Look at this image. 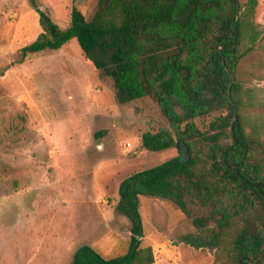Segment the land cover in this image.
Returning <instances> with one entry per match:
<instances>
[{
    "label": "trees",
    "instance_id": "16d2710c",
    "mask_svg": "<svg viewBox=\"0 0 264 264\" xmlns=\"http://www.w3.org/2000/svg\"><path fill=\"white\" fill-rule=\"evenodd\" d=\"M259 0H99L88 19L77 7L62 29L35 4L43 32L20 49L59 50L75 39L118 103L153 99L168 128L144 133L150 152L179 156L121 182L118 210L131 223L124 255L103 257L88 245L72 264H153L142 247L141 196L169 201L195 232L180 242L214 250L213 264H264V95L238 69L263 29ZM1 75V74H0ZM210 119L205 128L198 120ZM190 160L181 163L180 144ZM206 211L192 216L188 203Z\"/></svg>",
    "mask_w": 264,
    "mask_h": 264
},
{
    "label": "rangeland",
    "instance_id": "374dc122",
    "mask_svg": "<svg viewBox=\"0 0 264 264\" xmlns=\"http://www.w3.org/2000/svg\"><path fill=\"white\" fill-rule=\"evenodd\" d=\"M263 2L255 15L263 37L238 77L264 95ZM33 4L65 29L74 6L90 19L99 0H0V264H72L82 245L124 255L131 223L118 210L121 182L179 152L142 147L144 133L168 128L156 102L118 103L75 39L18 63L43 32ZM138 212L154 264L214 263V250L180 242L195 227L172 203L141 196Z\"/></svg>",
    "mask_w": 264,
    "mask_h": 264
},
{
    "label": "water",
    "instance_id": "95a60500",
    "mask_svg": "<svg viewBox=\"0 0 264 264\" xmlns=\"http://www.w3.org/2000/svg\"><path fill=\"white\" fill-rule=\"evenodd\" d=\"M180 148H181L180 161H181V163H186V162H188L190 160V155H189V152H188V148H187L186 144H184V143L180 144Z\"/></svg>",
    "mask_w": 264,
    "mask_h": 264
},
{
    "label": "crops",
    "instance_id": "0c3cea01",
    "mask_svg": "<svg viewBox=\"0 0 264 264\" xmlns=\"http://www.w3.org/2000/svg\"><path fill=\"white\" fill-rule=\"evenodd\" d=\"M261 4V0H259V5ZM263 4H264V2H263ZM154 264V263H153Z\"/></svg>",
    "mask_w": 264,
    "mask_h": 264
}]
</instances>
